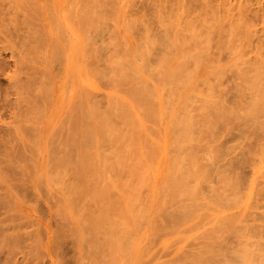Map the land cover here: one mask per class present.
Returning <instances> with one entry per match:
<instances>
[{
	"label": "rangeland",
	"instance_id": "obj_1",
	"mask_svg": "<svg viewBox=\"0 0 264 264\" xmlns=\"http://www.w3.org/2000/svg\"><path fill=\"white\" fill-rule=\"evenodd\" d=\"M248 1L0 0V264H195L264 243V116L244 123L264 92V0ZM90 105L107 128L88 150L70 116Z\"/></svg>",
	"mask_w": 264,
	"mask_h": 264
},
{
	"label": "bare ground",
	"instance_id": "obj_2",
	"mask_svg": "<svg viewBox=\"0 0 264 264\" xmlns=\"http://www.w3.org/2000/svg\"><path fill=\"white\" fill-rule=\"evenodd\" d=\"M245 1H246V0H245ZM247 1H248V0H247ZM258 1H260V0H258ZM258 1H257V2H258ZM187 2H188V1H187ZM248 2H250V0H249ZM247 7H248V6H247ZM248 8H249V7H248ZM81 19L84 20V17L80 16V20H81ZM83 20H82V21H83ZM82 21H81V22H82ZM83 22H84V21H83ZM83 22H82V23H83ZM243 26H244V25H243ZM243 26H242V27H243ZM240 27H241V26H240ZM244 27H245V26H244ZM245 28H247V27H245ZM240 31H241V30H240ZM245 32H246V31H245ZM242 34H243V33H242ZM261 38H262V37H261ZM258 41H259V40H258ZM259 42H260V41H259ZM256 44H257V43H256ZM254 46H255V45H254ZM33 47H34V46H33ZM259 48H260V46H259ZM255 49H256V46H255ZM260 49H261V48H260ZM260 49H259V51H260ZM251 51H252V50H251ZM257 51H258V50H257ZM262 54H263V53H262ZM137 59H138V58H137ZM260 60H261V59H260ZM246 61H247V60H246ZM254 61H255V60H254ZM0 62H1V61H0ZM85 63L87 64V62H85ZM247 63H248V62H247ZM254 63H255V62H254ZM256 63H257V62H256ZM256 63H255V64H256ZM259 63H260V62H259ZM261 63H262V62H261ZM258 65H259V64H258ZM261 65H262V64H261ZM262 66H263V65H262ZM96 67H97V66H95V68H96ZM253 67H254V66H253ZM256 67H259V66H256ZM0 69H1V65H0ZM96 69H97V68H96ZM101 69H102V68H101ZM247 69H248V68H247ZM254 70H255V69H254ZM262 70H263V69H262ZM3 71H4V70H3ZM99 72H100V71H99ZM101 72H102V71H101ZM101 72H100V73H101ZM246 72H247V71H246ZM90 73H91V72H90ZM76 74H77V73H76ZM76 74H75V76H76ZM92 74H93V72H92ZM97 74H98V73H97ZM72 75H73V74H72ZM90 75H91V74H90ZM98 75H99V74H98ZM174 75H176V74H174ZM248 75H249V74H248ZM260 75H262V74H260ZM77 76H78V75H77ZM94 76H97V75H94ZM94 76H93V77H94ZM99 76H100V75H99ZM99 76H98V77H99ZM102 77H105V76H102ZM253 77H254V76H253ZM77 78L80 79L79 76H78ZM77 78H76V80H77ZM95 78H96V77H95ZM99 78H101V77H99ZM251 78H252V77H251ZM260 78H261V77H260ZM102 80H103V78H102ZM247 80H248V79H247ZM77 81H80V80H77ZM98 81H99V80H98ZM260 82H261V79H260ZM253 84H254V83H253ZM263 84H264V83L262 82V85H263ZM259 85H260V84H259ZM80 87H82V86H80ZM83 87H84V86H83ZM258 87H259V86H258ZM260 87H261V86H260ZM85 88H86V89H85ZM133 88H134V87H133ZM136 88H138V87H136ZM87 89H88L87 87H84L83 92H86ZM134 89H135V88H134ZM140 89L143 90L142 88H140ZM257 89H258V88H257ZM259 89H260V88H259ZM79 90H81V88H80ZM85 90H86V91H85ZM131 90H132V88H131ZM131 90H130V91H131ZM261 90H262V88H261ZM263 90H264V89H263ZM263 90H262V92H263ZM90 91H91V90H90ZM91 92H92V91H91ZM91 92H90V94H91ZM132 92H133V91H132ZM144 92H145V91H144ZM257 92H259V91H257ZM79 93H80V92H79ZM139 93H140V92L137 90V92H135V95H139V96H137V97H138V98H141ZM260 93H261V92L258 93V95H259L260 97H258V95H257L255 98H253V97L251 96V98L254 99V100H251V102H252L251 104H252L253 106H252L251 104H250L251 106H249V108L251 107L252 110H250L251 113H250V111H249V114H250V115L246 116V117H247V120H245V119H246V117H245V119H244V120H245V121H244L245 124H248V123H247L248 120H249V122H250V120H252V121H253L252 124H254L255 122H256L255 124H257V121H259V119H261V118L264 116V92H263V95L260 94ZM83 94H84V93H82V94L80 93V94H79L80 96L78 97V95H77V98L80 99L81 95H83ZM86 94H87V95L89 94L88 91L86 92ZM86 94H85V96H82V98H83L82 101L85 100L84 103L81 102V99H82V98L80 99V101L77 100V101H79V103L76 104V105H78V106H76L77 108H78L79 106H81L80 103H82V104L84 105L85 102L88 101V99L90 98V97H87ZM147 94H148V93H147ZM131 95H133V93H131ZM131 95H130V96H131ZM141 95H142V94H141ZM144 95H145V94H144ZM142 96H143V95H142ZM147 96H148V95H147ZM254 96H255V95H254ZM75 97H76V96H75ZM75 97H74V98H75ZM84 97H85L86 99H84ZM144 97H145V96H144ZM144 97H142L141 99L143 100ZM77 98H76V99H77ZM87 98H88V99H87ZM131 98H132V100H134V101L137 102V99H136L135 97H134L135 99L133 98V96H131ZM147 98H148V97H147ZM76 99H73V100H75L74 103H77ZM90 99H91V98H90ZM90 99H89V101H88L89 104H91V103H90ZM148 99H149V98H148ZM144 100H145V99H144ZM150 100H151V99H150ZM249 100H250V99H249ZM140 102H141V100H140ZM140 102H139V100H138V104H139V105H141ZM144 102H145V101H144ZM146 102H147V101H146ZM150 102H151V101H150ZM150 102H149V103H150ZM86 103H87V102H86ZM214 103H215V102H214ZM216 103L218 104V102H216ZM219 103H221V102H219ZM233 103H234V102H233ZM89 104L87 103L86 105L88 106ZM207 104H208V103H207ZM74 105H75V104H74ZM125 105H127V104H125ZM135 105H136V104H135ZM224 105H225V104H224ZM232 105H233V104H232ZM84 106H85V105H84ZM87 106H86V107H82V108H83V111H82V112L85 114V115H83L84 117H81V116H80V115H82V113H81V114H77V112H75V113L78 115V117H80V119H78L77 117H75V115L70 116V115L72 114V112H71V108L69 109L71 114L68 113L66 116H68V117H69V116L72 117V119H74V120L76 121L77 124H80V123L82 122L81 120L84 121V119H85L86 121L82 122L83 124H80V126L83 125V127L85 126L84 123H87V120H88V124H87V125H89V126H88V128L84 129L85 131L83 130V131L86 132V133L81 132V135H82V133L86 135V140H87V141L85 140V143H84V144L86 145V144L89 143V145H91L90 149H93L92 144H94V147L96 148V145H95V144L97 143L96 139L98 138L99 135H101L100 132L105 131V130H103V129H104V127L107 128V126L104 125L106 122H103L102 119H101V120H102V122H103L104 127L102 126V122H101V124H100V125H101L100 127H102L103 129L100 128V127H98V126H99L98 124L96 125L97 127H94V126H93L94 123H93V125H91L92 123H91L89 120L93 121L94 119H97V117H99V112H100V110L97 109V107L90 105L91 108L93 107V108H92V112H91L90 110H88L89 107L87 108ZM128 106H129V105H128ZM211 106H212V105H211ZM222 106H223V105H222ZM233 106H234V105H233ZM235 106H236V105H235ZM70 107H72V106H70ZM74 107H75V106H74ZM74 107H73V108H74ZM219 107H220V106H219ZM252 107H253V108H252ZM73 108H72V110H73ZM77 108H76V109H77ZM84 108L87 109L86 112L89 113L88 115L84 112V110H85ZM119 108H123V107H122V104H121V107H119ZM215 108H216V107H215ZM215 108L213 107L212 109H215ZM230 108H231V107H229L228 112H230ZM80 109H81V107H80ZM93 109H95V110H93ZM96 109L98 110V112H97ZM123 109H126V110H127V107L125 106V108H123ZM123 109H121V111H123ZM224 109H226V107H225ZM77 110H79V109H77ZM128 110H130V109H128ZM128 110H127V111H128ZM217 110H218V108H217ZM243 110H247V109L245 108V109H243ZM248 110H249V109H248ZM73 111H74V110H73ZM79 111H80V110H79ZM93 111H94V112H93ZM124 111H125V110H124ZM131 111H132V110H131ZM221 111H222V110H221ZM221 111H220V112H221ZM231 111H232V110H231ZM128 112H129V111H128ZM128 112H125V114L128 113ZM212 112H213V110H212ZM220 112L218 113V116H221L222 118H223V117H224V118H228V117H229V114H228V113H224V112H223V113L220 114ZM244 112H245V111H244ZM247 112H248V111H247ZM90 113H91V117H92V118H93V116H94L95 114L98 113V115H97V116L95 115L96 117L92 119V118L89 116ZM93 113H94V114H93ZM122 113H123V112H121L120 114H122ZM230 113H231V112H230ZM233 113H234V112H233ZM131 114H132V113H131ZM148 114H149V112H148ZM231 114H232V113H231ZM247 114H248V113H247ZM92 115H93V116H92ZM126 115H129V114H126ZM132 115L134 116V114H132ZM151 115H152V114H151ZM213 115H214V114H213ZM215 115H216V114H215ZM234 115H235V114H234ZM66 116L64 117L65 119L67 118ZM87 116H89V117H87ZM121 116H123V115H121ZM211 116H212V114H211ZM212 117H213V116H212ZM212 117H211V118H212ZM233 117H234V116H233ZM248 117H251V119H248ZM75 118H76V119H75ZM81 118H83V119H81ZM124 118H127V117H124ZM129 118H130V120H131L132 117H129ZM207 118H208V117H207ZM207 118H206V119H207ZM215 118H216V117H215ZM230 118H231V117H230ZM67 119H68V118H67ZM72 119H71V126L75 125V122H73V124H72V121H73ZM133 119H134V118H133ZM217 119H219V118L217 117ZM231 119H232V118H231ZM231 119H230V120H231ZM242 119H243V118H242ZM78 120L81 121V122L79 123ZM124 120H125V119H124ZM221 120L223 121V119H221ZM221 120H220V121H221ZM225 120H228V119H225ZM62 121H63V120H62ZM65 121H66V120H64L63 122H65ZM127 121H128V120H127ZM131 121H132V120H131ZM131 121H130V122H131ZM217 121H218V120H217ZM217 121H216V122H217ZM222 121H221V122H222ZM263 121H264V120H263ZM263 121H260V122L262 123V125H263ZM68 122H69V120H68ZM93 122H95V120H94ZM97 122H98V121H97ZM128 122H129V121H128ZM180 122H181V120H180ZM90 123H91V124H90ZM99 123H100V121H99ZM227 123H230L229 120L227 121ZM64 124H66V122H65ZM77 124H76V126H77ZM255 124H254V126H255ZM60 125H61V124H60ZM62 125H63V123H62ZM67 125H68V123H67ZM67 125H65V126H60V127H61V128H64V127H66ZM112 125H113V124H112ZM188 125H190V123H189ZM188 125H186V126H187L188 128H190ZM238 125H239V124H238ZM238 125H237V126H238ZM249 125H250V123H249ZM249 125H248V126H249ZM78 126H79V125H78ZM235 126H236V125H235ZM256 126H257V125H256ZM256 126H255V127H256ZM60 127H59L58 129H61ZM67 127H68V126H67ZM67 127H66V128H67ZM74 127H75V126H74ZM83 127L81 126V128H83ZM245 127H246V125H245ZM255 127H254V128H255ZM257 127H259V125H258ZM261 127H262V126H261ZM71 128H73V127H71ZM71 128H69V129L67 128V129H68L67 131H69ZM106 128H105V129H106ZM181 128H182V127H181ZM237 128H238V127H237ZM246 128H247V127H246ZM73 129H74V128H73ZM78 129H80V127H79ZM78 129H77V127H76L75 131H78ZM101 129H102V130H101ZM240 129H241V128H240ZM248 129H250V126H249ZM251 129H252V126H251ZM260 129L262 130V128H260ZM61 130H63V129H61ZM65 130H66V129H65ZM65 130L63 131L64 133H65ZM106 130H107V129H106ZM245 130H246V129L244 128V130H242V131L245 132ZM253 130L255 131V129H253ZM256 130H257V129H256ZM57 131H58V130H57ZM57 131H55V134H58V133H56ZM79 131H82V130L80 129ZM99 131H100V132H99ZM251 131H252V130H251ZM254 131H253V132H254ZM61 132H62V131H60L59 133L61 134ZM70 132H71V133H70ZM70 132H69L68 134H69V135H71V134L73 135L72 131H70ZM105 132H106V131H105ZM260 132H262V131H260ZM64 133H63V134H64ZM98 133H100V134H98ZM103 133H104V132H103ZM103 133H102V134H103ZM183 133H184V132H183ZM190 133H191V132H190ZM250 133H251V132H250ZM256 133H257V132H256ZM258 133H259V132H258ZM258 133L256 134L257 137H258ZM104 134H105V133H104ZM104 134H103V135H104ZM243 134H244V133H243ZM245 134H246V133H245ZM58 135H59V134H58ZM186 135H187V134H186ZM259 135H260V134H259ZM82 136H83V135H82ZM76 137H77V136H76ZM84 137H85V136H84ZM103 137L105 138V136H103ZM252 137H253V136H252ZM257 137H256V138H257ZM68 138H70L71 141H72V139H73L72 136H71V137H68ZM100 138H101V136H100ZM106 138H107V137H106ZM261 138H262V137H261ZM257 139H258V141L260 140V138H257ZM105 140H106V139H105ZM261 140H262V139H261ZM71 141H70V142H71ZM68 142H69V140H68ZM73 142H75V141H73ZM73 142H72V143H73ZM251 143H252V142H251ZM258 143H260V141H259ZM60 144H61V143H60ZM69 144H70V143H69ZM74 144H75V143H74ZM81 144H82V143H81ZM163 144H164V143H163ZM63 145H64V144H63ZM65 145H68V144L65 143ZM65 145H64V146H65ZM71 145H73V144H71ZM85 145H84V148H85L86 146H87V148H88V145H86V146H85ZM262 146H263V145H262ZM68 147H70V146L68 145ZM71 147H72V146H71ZM253 147H254V146H253ZM79 148H80V147H79ZM81 148H83V145H82ZM95 148H94V149H95ZM260 148H263V147H261V145H260ZM58 149H60V147H58ZM66 149H67V147H66ZM90 149L88 148V150H90ZM80 150H82V153H83V151H86V150H83V149H80ZM260 150H261V152L263 151L262 149H260ZM61 151H62V150H61ZM91 151H92V150H91ZM254 151H255V150H254ZM69 152H70V153H69ZM78 152H79V151H78ZM92 152H95V151L93 150ZM62 153H63V151H62ZM87 153H88V155H89L90 151L87 152ZM255 153L259 154L260 152H259V150H257V151L254 152V154H255ZM68 154L70 155V154H72V152H71V151H68ZM68 154H66V156H67ZM73 154H74V153H73ZM73 154H72V155H73ZM80 154H81V153H80ZM84 154H85V153H84ZM84 154H82V155H84ZM251 154H252V153H251ZM254 154H253V156H255ZM62 155H63V154H62ZM69 155H68V156H69ZM72 155H71V157H72V159H73L74 156H72ZM85 155H86V154H85ZM85 155H84L83 157H85ZM88 155H87V156H88ZM262 155H263V154H261V156H262ZM253 156H251V157H253ZM71 157H70V158H69V157H67V158L64 157V158L66 159V161H69V160H71ZM78 157H79V156H78ZM80 157H82V156H80ZM83 157H82V158H83ZM89 157H90V156H89ZM251 157H249V158H251ZM258 157H259V155H258ZM57 158H58V157H57ZM64 158H63V160L65 161ZM74 158H75V157H74ZM86 158H88V157H86ZM247 158H248V157H247ZM249 158H248V159H249ZM262 158H263V157H262ZM67 159H69V160H67ZM76 159H77V158H76ZM83 159H84V160H87V159H85V158H83ZM83 159H82V161L84 162ZM88 159H89V158H88ZM90 159H92V158H90ZM56 160H57V159H56ZM56 160H55V161H56ZM73 160H74V159H73ZM79 160H81V159L79 158ZM251 160H252V158H251ZM61 161H62V159H61ZM66 161H65V162H66ZM59 162H60V160H59ZM65 162L63 163V165L65 164ZM71 162L74 163V161H71ZM75 162L77 163V161H75ZM86 162H87V161H86ZM86 162H84V164H82L83 166L80 164V165L82 166V168H84V167L86 166V165H85ZM67 163H68V162H67ZM67 163H66V164H67ZM69 163H70V162H69ZM78 163H80V161H79ZM78 163H77V164H78ZM88 163H89V162H88ZM56 164H57V163H55V165H56ZM66 164H65V165H66ZM70 164H71V163H70ZM90 164H93L92 161L90 162ZM90 164H88V165H90ZM248 164H250V163H248ZM255 164H256V163H255ZM59 165H61V163H60ZM57 166H58V165H57ZM94 166H95V165H94ZM67 167H68V166H67ZM71 167H72V166H71ZM71 167H70V169H71ZM82 168H80V169H82ZM72 169H73V168H72ZM48 170H49V169H48ZM84 170H85V169L81 170V171H82V173H81V174H82V176H81L82 179L84 178V176H85V174H86L85 171H87V169H86L85 171H84ZM179 170H180V169H179ZM184 170L186 171L187 169H184ZM83 171H84L85 173H84ZM88 171H89V170H88ZM93 171H94V170H93ZM93 171H92V173H90V174L93 175V174H94ZM95 171H96V170H95ZM95 171H94V172H95ZM181 171H183V170H181ZM187 171H189V170H187ZM187 171H186V173L183 171L182 174H183L184 176H182L181 172L179 173V171L177 170L176 172L180 174V175H178V178L181 179V178L183 177L184 179H181V182H179L180 180L176 177V175H175L176 173H175L174 175H175V177L177 178V181L175 180V181H174V184H175V182H177V184H178V182H179L180 185H181L182 182L185 180L184 183H183L181 186L184 187V186L187 184L186 186H188V187H187L188 189L186 188V186H185V188H183V187L181 188V186H179V185H177V186L174 187V188H177V187H178V188H181V189H185L184 191L187 190L186 193H187V192L189 193L190 191H192V189H194V186L192 185L193 183H191L192 181H190V180L193 179V178L196 179V177H199V176H197L196 174H192V175H194V176H192V177H193V178H192V177H191V173H190L191 171H189V173H187ZM203 172H204V171H203ZM245 172H246V171H245ZM192 173H193V172H192ZM87 174H88V173H87ZM83 175H84V176H83ZM203 175H204V174H203ZM244 175H245V174H244ZM252 175H253V174H252ZM86 176H87V175H86ZM86 176H85V177H86ZM89 176H90V175H89ZM89 176H87V177H89ZM179 176H180V177L182 176V177L180 178ZM239 176H240V175H239ZM241 176H242V178H243V174H242ZM87 177H86V178H87ZM245 177H246V176H244L243 179H245ZM176 178H175V179H176ZM242 178H239V180L242 179ZM84 179H85V178H84ZM84 179H83V180H84ZM248 179H249V178H248ZM85 180H86V179H85ZM87 180H88V178H87ZM173 180H174V179H173ZM182 180H183V181H182ZM189 181H190V182H189ZM87 182H88V181H87ZM193 182L195 183V182H197V180H196V181H193ZM237 182H240V181H237ZM243 182H244V180H243ZM243 182L241 181L240 183L244 184ZM88 183H90V182H88ZM88 183H87L86 185H88ZM189 183H190V185L193 186V187H191L190 185H188ZM240 183H238V184L240 185ZM94 184H95V183H94ZM195 184H196V183H195ZM248 184H249V183H248ZM175 185H176V184H175ZM245 185H246V184H245ZM249 185H250V184H249ZM76 186H77V185H76ZM88 186H89V185H88ZM94 186H95V185H94ZM242 186H243V185H242ZM96 187H97V186H96ZM190 187H191L192 189H191ZM92 188H94V187H92ZM92 188H90L91 191H92ZM178 188H177V189H178ZM189 188H190L191 190H189ZM195 189H196V186H195ZM88 190H89V188H88ZM91 191H90V192H91ZM95 191H96V190H95ZM181 191H182V190H181ZM99 192H100V191H99ZM108 192H111V191L108 190ZM108 192H107V193H108ZM91 193H92V192H91ZM94 193H95V192H94ZM88 194H89V193H88ZM88 194H87V195H88ZM92 194H93V193H92ZM92 194H91V196L93 197ZM96 194H97V192H96ZM98 194H99V193H98ZM94 195H95V194H94ZM100 195H101V194H100ZM104 195H105V194L103 193L102 196H104ZM109 195H111V194L109 193ZM109 195H108V196H109ZM105 196H106V195H105ZM105 196H104V197H105ZM82 197H83V196H82ZM94 197L96 198L97 195L94 196ZM106 197H107V196H106ZM110 197H111V196H110ZM242 197H243V195H242ZM99 198L102 199V197H99ZM111 198H113V197H111ZM115 198H116V197H115ZM104 199H105V198H103V200H104ZM226 199H228V197H227ZM94 200H95V199H94ZM221 200H222V198H221ZM241 200H242V199H241ZM108 201H109V200H108ZM113 202H115V201H113ZM121 203H122V202H121ZM121 203H120V204H121ZM107 204H109V203H107ZM118 204H119V203H118ZM94 205H95V204H94ZM105 205H106V204H105ZM122 205H123V204H122ZM194 205H195V204H194ZM114 206H115V205H114ZM116 206H118V205H116ZM108 207H109V206H108ZM110 207H112V206L110 205ZM91 208H92V207H91ZM112 208H113V207H112ZM112 208H111V209H112ZM197 208H198V207H197ZM96 210H97V209H96ZM196 210H197V209H196ZM92 211H93V209H92ZM111 211H114V210H111ZM130 211H131V210H130ZM130 211H129V212H130ZM177 211H178V210H177ZM114 212H115V211H114ZM131 212H132V211H131ZM94 213H95V211H94ZM96 213H97V211H96ZM173 213H174V212H173ZM181 213H182V212H181ZM183 213H185V212H183ZM185 214H186V213H185ZM262 214H263V213H262ZM91 215H93V214H91ZM113 215H115V214L113 213ZM125 215H126V214H125ZM190 215H191V214H190ZM234 215H235V214H234ZM93 216H94V215H93ZM175 216H176V215H175ZM188 216H189V215H188ZM111 217H112V216H111L110 210L107 209V210L100 211L98 214H96L95 217H94V219L92 218V219L94 220V222H93L92 219H91V220H92V223H94L93 226H94L97 230H102L101 228L104 227V226H107V228H109L110 223H111V220H112ZM130 217H131V216H130ZM134 217H135V216H134ZM232 217H233V216H232ZM236 217H237V216H236ZM135 218H136V217H135ZM169 218H170V216H169ZM178 218H179V217H178ZM184 218H185V215H184ZM261 218H262V219H261ZM124 219H125V218H124ZM170 219H171V218H170ZM186 219H187V218H186ZM226 219H228V218H226ZM229 219H230V218H229ZM234 219H236V218L234 217ZM260 219H261V220H264V217L262 216V217H260ZM86 220H87V219H86ZM86 220H85V222H87ZM125 220H126V219H125ZM135 220H136V219H135ZM176 220H177V219H176ZM182 220H183V219H182ZM223 220H225V218H224ZM116 221H117V220H116ZM231 221H232V220H231ZM113 222H115V220H114ZM117 222H118V221H117ZM117 222H116V223H117ZM137 222H138V221H137ZM183 222H186V221L184 220ZM88 223H89V224H92L91 221H88ZM116 223H114V224H116ZM177 223H178V222H177ZM180 223H181V222H180ZM83 224H84V223H82V225H83ZM86 224H87V223H86ZM86 224H84V225H86ZM84 225H83V226H84ZM87 225H88V224H87ZM108 225H109V226H108ZM90 226L92 227V225H89V227H90ZM113 226H114V225H113ZM257 226H258V224H257ZM257 226H256V227H257ZM85 227H86V226H85ZM258 227H259V228L261 227V229H260L261 231L257 230V229H259ZM258 227H257V228L253 227L254 229H256V230H255L256 233L254 232L253 236L256 235V234H257V235L260 234V236H258V237H261V238H262L264 235H261V234H262V232H263L264 227H263V226H258ZM83 228H84V227H83ZM104 228H105V227H104ZM104 228H103V229H104ZM110 228H112V227H110ZM251 228H252V227H251ZM91 229L93 230V228H91ZM91 229H90V230H91ZM105 229H106V228H105ZM124 229H125V228H124ZM88 230H89V229H88ZM94 230H95V229H94ZM94 230H93V231H94ZM110 230H112V229H110ZM252 230H253V229H252ZM102 231H103V230H102ZM113 231H114V229H113ZM113 231H111V232L113 233ZM127 231H128V232H126V233H128V235H129V234H130V233H129L130 230L127 229ZM249 231H250V230H249ZM253 231H254V230H253ZM253 231H251V232L253 233ZM257 231H259V232H257ZM64 232H65V231H64ZM85 232H86V231H85ZM95 232H96V231H94L93 233L91 232L93 236L90 235V237H92V238L94 237L93 240L95 239V237L98 236V235H97L98 233H95ZM104 232L106 233V230H105ZM107 232H110V231H107ZM116 232H117V231H116ZM116 232H115V233H116ZM251 232H249V233H251ZM57 233H58V232H57ZM88 233H90V232H88ZM99 233H100V232H99ZM107 234H108V233H107ZM109 234H111V233H109ZM122 234H123V233H122ZM263 234H264V233H263ZM59 235H60V233H59ZM65 235H66V233H65ZM85 235H86V234H85ZM94 235H95V236H94ZM96 235H97V236H96ZM112 235H114V233H113ZM112 235H110L111 238H112V237L114 238V236L117 237V235H114V236H112ZM120 235H121V234L119 233V236H120ZM249 235H250V234H249ZM62 236H63V235H62ZM101 236H103V235H100V237H101ZM123 236H125V235H123ZM63 237H64V236H63ZM66 237H67V236H66ZM87 237H88V236H86V238H87ZM100 237H98V238H100ZM103 237L105 238V236H103ZM110 237H109V238H110ZM120 237H121V236H120ZM255 237H256V236H255ZM258 237H256V238H258ZM61 238H62V237H61ZM88 238H89V237H88ZM98 238H97V239H98ZM111 238H110V239H111ZM118 238H119V237H118ZM62 239L64 240V238H62ZM89 239H90V238H89ZM89 239H88L87 241H88L89 243H91L90 241H92V240L89 241ZM97 239H95V240L97 241ZM100 239H101V238H100ZM100 239H99V240H100ZM114 239H115V238H114ZM75 240H76V239H75ZM85 240H86V239H85ZM107 240H108V239H107ZM115 240H116V239H115ZM56 241H57V239H56ZM60 241H61V239H60ZM85 242H86V241H85ZM99 242H100V241H99ZM103 242H105V241H103ZM108 242H110V241L108 240ZM116 242H117V244L120 243V241H118V239H117L114 243H116ZM132 242H134V240H133ZM243 242H245V241H243ZM243 242L240 241L241 244H242ZM60 243H61V242H60ZM94 243H96V242L94 241ZM97 243H98V242H97ZM105 243H107V242H105ZM114 243H112L113 246H115ZM134 243H135V242H134ZM240 243L238 242L237 245L240 244ZM101 244H102V243H101ZM103 244H104V243H103ZM108 244H109V243H108ZM108 244H107V245H108ZM123 244H124V243H123ZM125 244H126V243H125ZM129 244H132V243H129ZM251 244H252V245L249 246L250 248H248V247H247L248 244L246 243V245L240 247V249H237V250L235 251V253L233 252L234 255H233V254H232L231 256L229 255L230 258H226V259H223V260H222V258H221L220 261H219V260H215L214 257L211 258V257H207V256L199 255V254H196V255H199V256L197 257V256L195 255L196 258H195V256H194L195 259H194V258H193V259L196 260V262H197L198 264H247L248 260H252V262H255V261H254L255 259H256V262H257V260H260V262H261V260L264 259V258L259 259V256L264 255V250H263V249H264V245H262V244H264V243L261 244V241L257 240V241L251 242ZM96 245H97V244H96ZM96 245H95V246H96ZM99 245H100V244H99ZM134 245H135V244H134ZM237 245H236V246H237ZM253 245H254L255 248H254V247L251 248ZM117 246H118V245H117ZM123 246H124V245H123ZM126 246H127V245H126ZM130 246H131V245H130ZM130 246H129V247H130ZM195 246H197V245H195ZM212 246H213V245H212ZM212 246H209V247H212ZM238 246H239V245H238ZM115 247H116V246H115ZM118 247H119V246H118ZM120 247H121V246H120ZM120 247H119V248H120ZM124 247H125V246H124ZM131 247H132V246H131ZM206 247H207V246H206ZM209 247H208V248H209ZM55 248H57V247H55ZM116 248H117V247H116ZM202 248H203V247H202ZM234 248H235V247H234ZM139 249H140V247H139ZM206 249H207V248H206ZM231 249H232V248H231ZM122 250H123V248H122ZM130 251H131V250H130ZM203 252H204L206 255H207V253H210V251L207 252V253H206L205 251H203ZM203 252H202V253H203ZM213 253H214V252H213ZM215 254H216V257H217L218 254H217L216 252H215ZM221 254H222V253H221ZM221 254H220V256H221ZM228 254H229V253H228ZM192 255H193V254H192ZM213 256H215V255L213 254ZM218 256H219V255H218ZM224 256H225V255H224ZM224 256H223V257H224ZM129 257H130V256H129ZM130 260H131V259H130ZM133 260H134V259H133ZM128 261H129V260H128ZM249 262H251V261H249ZM249 262H248V263H249ZM256 262H255V263H256ZM262 262H263V260H262ZM262 262H261V263H262ZM129 263H130V262H129ZM197 263H195V264H197ZM257 263H258V262H257ZM252 264H253V263H252Z\"/></svg>",
	"mask_w": 264,
	"mask_h": 264
}]
</instances>
